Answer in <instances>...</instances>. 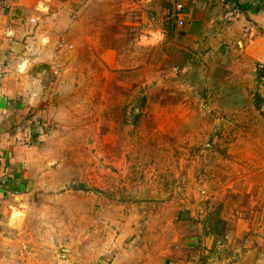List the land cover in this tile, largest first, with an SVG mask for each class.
<instances>
[{"label": "rangeland", "instance_id": "obj_1", "mask_svg": "<svg viewBox=\"0 0 264 264\" xmlns=\"http://www.w3.org/2000/svg\"><path fill=\"white\" fill-rule=\"evenodd\" d=\"M15 3L35 27L78 19L52 35L62 112L42 128L26 251L40 235L41 264H210L183 236L199 227L225 245L234 223L264 224V26L230 28L231 0L194 38L171 0H0V12Z\"/></svg>", "mask_w": 264, "mask_h": 264}, {"label": "crops", "instance_id": "obj_2", "mask_svg": "<svg viewBox=\"0 0 264 264\" xmlns=\"http://www.w3.org/2000/svg\"><path fill=\"white\" fill-rule=\"evenodd\" d=\"M171 1L183 5L182 13L178 14L179 24L184 23L185 31L193 37L191 32L194 28L203 32L213 18H220L219 2L224 0ZM231 1L234 5L238 4L240 10L234 8L236 11L230 12V28L234 30L243 27V31L247 32L252 29L251 24L264 26V0ZM54 3L55 0H51V4ZM207 12L213 15L208 24L203 25L202 16ZM56 15L52 13L46 18L48 21L54 20ZM33 16L24 6L16 3L9 11L0 12V264H41L43 259L37 249L42 237H29L36 244L32 247L33 251L29 252L24 249V240L29 229L26 221L29 223L28 217L40 206L33 202V195H38L37 191L43 182V174H39L38 168L41 159L37 156L42 145V128L57 112H62L61 107L53 101L55 87L52 88V81L56 71L52 60L60 42L52 35L55 30L67 39L71 29L78 23L77 17H72L70 24L64 19L57 28L50 23V27L45 29L30 23ZM62 23H66L65 26ZM212 28L219 31L218 25ZM216 32L211 36H215ZM202 34L208 35L204 32ZM43 39H46L44 43ZM256 46L257 49L261 47L258 43ZM254 48L252 45L246 46L245 53L254 58ZM66 73L63 75L67 76ZM16 196L23 197L26 217L20 230L10 227L9 219L6 218L12 206L16 205ZM22 217L20 212L13 210L10 224L16 225ZM250 230L254 234L249 236L247 232ZM244 232L247 235L245 238ZM183 237L181 242L185 247H192L193 244L196 246L200 241L201 246L209 250L203 249V252L210 253L205 258L210 264H264L263 223L255 224L253 220L249 227L243 222L234 223L224 236L225 245H221V240L215 235L203 234L199 227H196L194 234ZM223 247L227 249L225 252ZM216 249L223 251L222 254L218 252V257L213 254Z\"/></svg>", "mask_w": 264, "mask_h": 264}, {"label": "built area", "instance_id": "obj_3", "mask_svg": "<svg viewBox=\"0 0 264 264\" xmlns=\"http://www.w3.org/2000/svg\"><path fill=\"white\" fill-rule=\"evenodd\" d=\"M180 6H178V8H179Z\"/></svg>", "mask_w": 264, "mask_h": 264}]
</instances>
